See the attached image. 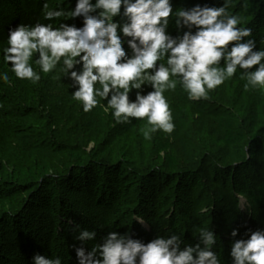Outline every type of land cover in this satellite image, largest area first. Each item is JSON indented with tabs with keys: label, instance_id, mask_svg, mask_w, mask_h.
I'll return each instance as SVG.
<instances>
[{
	"label": "clouds",
	"instance_id": "clouds-1",
	"mask_svg": "<svg viewBox=\"0 0 264 264\" xmlns=\"http://www.w3.org/2000/svg\"><path fill=\"white\" fill-rule=\"evenodd\" d=\"M43 9L45 20L81 17L82 26L37 22L10 29L8 46L2 50L10 71L18 79L37 83L40 72H53L59 65L57 79L71 81L69 87L75 89L72 99L82 103L84 112L99 105L105 113L111 110L116 123L147 118L150 127L141 129L145 140L157 131L169 135L174 131L164 93L178 84L190 100L208 99L209 91L232 78L239 68L244 70L245 88H264V50H258L250 38L251 28L238 26L241 20L229 13L228 0L221 6L196 4L175 12L172 0H76L71 10L50 8L45 2ZM117 16L120 21L114 20ZM169 17H174L177 29H186L182 35L168 32ZM34 56L40 72L30 63ZM165 57L166 64L158 63ZM0 80L11 83L7 71L0 73ZM146 84L152 90L142 94ZM133 90L134 100L130 99ZM239 200L240 208L247 209L245 198ZM132 220L145 224L139 214H133ZM96 235L94 230H79L75 239L81 246L74 248L77 264H221L214 250L218 237L211 228L198 229L194 245L177 234L156 236L144 243L128 233L111 231L102 237V243L84 247ZM230 235L235 238L238 230ZM230 256L232 264H264V230L251 231L247 239H235ZM32 264L63 262L59 256L37 253Z\"/></svg>",
	"mask_w": 264,
	"mask_h": 264
},
{
	"label": "rangeland",
	"instance_id": "rangeland-1",
	"mask_svg": "<svg viewBox=\"0 0 264 264\" xmlns=\"http://www.w3.org/2000/svg\"><path fill=\"white\" fill-rule=\"evenodd\" d=\"M223 2L172 0V5L175 12L179 8H191L196 4L221 6ZM262 4L263 0H228L229 13L240 18L241 24L238 26L252 29L258 50H264V21L261 22L259 17ZM114 20L120 21L121 17L117 16ZM184 30L177 29L174 17H169L168 32L172 36L182 35ZM158 63L166 64V57ZM58 69L59 65L34 84V92L42 99L35 113L24 115L18 109L13 110L17 117L8 121L12 139L8 154L2 161L0 159V164L10 169L32 159H40L51 164L53 172L65 175L69 162L60 150L64 146L81 144L88 153L95 147L97 138L105 139L108 135L111 138L126 137L125 142L134 143L140 151L134 161L136 166L131 170L148 174L143 179L137 178L148 180L150 186V203L147 208L151 211L149 214L154 223L153 229L157 232L155 235L167 237L164 232L168 231V224L176 214L173 208L175 199L172 196L175 192L169 188L167 178L159 177L166 170L163 164H159L161 161L154 152L155 142L160 139L168 143L177 159L178 170L185 173L183 177H187L185 179H188V183H192L189 201L192 206L190 223L194 231L211 228L222 239L224 250L230 252L231 243L235 239H247L251 231L264 230V210L257 209L239 190L244 184L243 180L254 190L264 177V145L253 147L252 141L253 137L258 138L256 136L264 139L260 135L264 132V88H245L246 79L242 81L235 74L209 91L208 99L190 100L178 84L175 90L164 93L173 114L174 131L170 135L157 131L150 140H145L141 129L150 127L147 118H130V123H116L111 110L105 113L99 105L90 112H84L82 103L72 99L71 93L75 89L69 87L71 81L66 78L61 81L57 79ZM142 89V94L152 90L147 84ZM135 92L133 90L130 93V99H135ZM100 104L106 105L107 101L100 100ZM219 117L231 121L244 136L243 141L232 147L222 146L217 127ZM234 165L238 166V170L243 167L244 170L234 173L236 169L232 176H228L232 174L231 171L226 172L224 169ZM130 174L132 182L133 173ZM121 186L126 194L115 213L110 214L112 231L126 228L129 224L132 213L128 214L127 208H133L135 214L143 206L142 198L139 205L130 202L136 199L141 184L127 185L121 182ZM6 192L0 187V198L8 201L13 195L6 198L3 194ZM240 196L245 198L247 209L240 208ZM51 208V213L46 216L50 226L54 224L57 206L52 205ZM143 226L147 227L145 224ZM233 229L238 230L235 238L230 235Z\"/></svg>",
	"mask_w": 264,
	"mask_h": 264
},
{
	"label": "trees",
	"instance_id": "trees-1",
	"mask_svg": "<svg viewBox=\"0 0 264 264\" xmlns=\"http://www.w3.org/2000/svg\"><path fill=\"white\" fill-rule=\"evenodd\" d=\"M45 2L50 8L63 7L66 10L73 9L76 4V0H0V73L7 71L11 80L9 84L0 80L1 161L8 154L12 139L8 121L17 117L13 110L18 109L24 115L32 114L39 109L42 102L41 97L39 98L33 90L35 83L16 78L10 71L11 64L6 65L3 61L2 50L8 46L9 30L20 24L31 25L37 22L52 23L54 27L59 23L75 24L81 27L83 23L81 17L45 20L43 9ZM259 17L261 22L264 21V0L259 9ZM250 38L255 40V35H251ZM35 60L34 56L30 63L34 70L40 72ZM242 71L244 70L238 68L236 76L243 81ZM40 75L45 78L48 73L40 72ZM217 127L220 143L224 147H232L244 139L231 121L219 117ZM260 135L264 137V132ZM256 137L258 138H252L253 147L264 145V139ZM125 138H111V135L106 136L105 139L97 138L95 147L88 153L84 151L81 144L64 146L60 150L65 153L66 160L69 162L65 175L53 172L52 165L40 159H32L10 169L5 164H0V187L7 191V194L3 193L4 197L14 196L8 201L0 198V264H32V257L37 253L49 258L59 256L63 264H77L74 248L81 246V243L75 239L80 229L94 230L97 233L93 241H88L84 245L89 249L95 244L102 243V237L112 231L110 214L115 213L118 204L126 194L122 190L121 182L127 185L137 183L140 186L141 184L136 199L130 202L135 203L136 206L143 199L142 208L135 214L145 218L147 227L132 220L134 210L127 208V213H132L129 224L126 228L120 227L114 231L119 234L128 233L132 238L144 243L156 238L157 232L153 229L154 223L149 214L151 211L147 208L150 203V186L148 180L137 178L143 179L148 174L131 170L136 166L134 161L140 151L136 149L134 143H126ZM154 152L161 161L159 164H163L166 169L159 177L167 178L169 188H173L175 192L172 196L175 199L173 208L176 214L168 224V231L164 233L166 236L180 235L185 243L194 245L198 242V231H194L190 223L192 206L189 201V192L192 183H188V179H185L187 177H183L185 173L178 170L177 159L168 143L160 139L156 140ZM224 170L231 171L232 174L228 176H232L244 170V167L238 170V166L234 165ZM156 171L160 173L159 170ZM130 172L133 173L132 182L129 179V175L132 176ZM243 182L240 192L244 193L257 209L263 211L264 177L254 190L245 184V180ZM52 205L57 206V210L54 214V224L50 226L46 216L51 213ZM75 225H79V228H75ZM215 234L218 240L214 250L218 253L221 264H232L230 252L224 250L222 239L216 232Z\"/></svg>",
	"mask_w": 264,
	"mask_h": 264
}]
</instances>
